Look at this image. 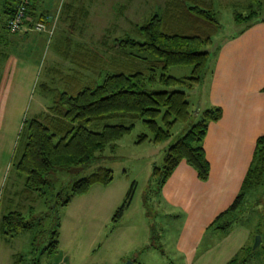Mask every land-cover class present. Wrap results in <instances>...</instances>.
Instances as JSON below:
<instances>
[{
	"label": "rangeland",
	"instance_id": "374dc122",
	"mask_svg": "<svg viewBox=\"0 0 264 264\" xmlns=\"http://www.w3.org/2000/svg\"><path fill=\"white\" fill-rule=\"evenodd\" d=\"M68 1L42 2V13L47 16L46 19L53 18L56 23L51 40L48 41L44 34L29 32L27 40L6 44L1 37L14 40L20 35L9 34L2 26L5 20L4 11L11 2L0 0V97L10 81V56L33 58L39 65L45 66V70L42 68V75L34 79L30 88L23 121L37 114L39 105L50 104L40 84L44 83L50 89L47 96L48 93L65 88L61 79L53 73L47 72L46 79V68L71 76L76 73V77L81 80H95L97 83L104 75L118 70L124 73L137 71L148 75V69L153 68L159 74V70L151 64L154 58L147 52L113 47V41L123 37L139 39L137 26L153 14H164L176 0H72V9L67 11L65 6ZM201 1L216 18L218 29L211 34V43L205 48L212 53L205 74L191 89L183 90L192 112L191 119L186 123L173 125L170 137L158 143L150 140L137 142L141 133L147 134L148 138L150 133L141 120L133 121V127L127 134L116 141L112 148L106 147L85 166L58 168L48 173L42 197L35 194L22 196L19 190L23 188L24 178L19 175L16 177L18 173L11 169L5 189L0 194V218L6 213L5 207L8 206L9 210L20 211L25 220H32L33 224L29 229L7 240L0 233V264H13L14 260H18L19 264H126L148 252H157V247L169 257L171 252L179 248L181 236L196 228L200 229L209 219L211 221L207 224L208 228L215 220L219 213L211 219L212 206L219 201L222 202L220 208L225 210L240 193V189L233 192L237 187L235 178L221 181L225 182L222 186L225 192H233L227 205L228 200H224L226 194H222L223 189L221 197L213 200L217 192H220L217 186L193 194L192 188L196 183L189 178H184L173 190L166 184L159 188L151 179L152 169L161 165L166 149L205 109L220 108L222 118L219 123L210 122L207 125L201 145L208 155L218 153V147L222 145L217 140L223 143L225 140L240 141L242 145L239 151L243 153L248 143L252 145L254 139L264 136V99L260 100L258 94L244 90L248 85L245 77L252 75L253 80L257 79L256 82L259 79L255 73H259L261 69L259 63L256 64L257 54L252 47H264V28L252 31L246 37L248 40L233 41L247 24L264 23L258 21L264 19V0ZM251 13H254V17L243 19ZM235 14L242 20L235 21ZM65 36L72 40L74 49L79 47L89 54L95 53L101 57L94 71L80 70L62 59L54 50V46L58 47L60 39ZM32 40L34 43L30 45ZM190 69L189 66H171L166 75L183 80L190 75ZM248 70H252V73H247ZM14 84L15 89L18 86L20 88L26 86L28 80H19ZM148 89L167 90L159 84ZM118 123L128 125L129 121L110 119L91 123L87 128L98 131L104 124ZM236 155L241 156L237 151ZM233 164L234 162L229 163L228 167H233ZM98 166L111 170L112 180L109 184H94L85 194L72 197L65 206L53 204L57 200L58 192L64 198L73 181L87 176ZM10 182L13 183L12 190L9 188ZM131 186L129 206L113 222V215ZM14 191L17 192L16 196ZM29 208L33 212L27 215ZM222 221L232 223L231 229L224 233L216 230L214 235L217 239L214 241L208 240L210 237L207 236L211 235H204V240H207L205 243H222L226 235L247 229L252 241L248 250H244L240 256L247 260V264H263L264 184L258 190L253 189L245 194L239 208L220 222ZM55 223L58 225L57 247L55 251H49L47 245ZM256 235L260 236L262 244L252 250Z\"/></svg>",
	"mask_w": 264,
	"mask_h": 264
},
{
	"label": "trees",
	"instance_id": "16d2710c",
	"mask_svg": "<svg viewBox=\"0 0 264 264\" xmlns=\"http://www.w3.org/2000/svg\"><path fill=\"white\" fill-rule=\"evenodd\" d=\"M10 2V6L4 11V28L17 0ZM37 7L36 0H32L29 15L33 19L46 20L47 16L39 12ZM253 15L251 13L243 19L248 20ZM239 19L240 16L235 14V21L242 20ZM258 21L263 22L264 19ZM251 24L244 26L239 33H243ZM217 29L218 22L203 1L176 0L164 14H153L137 26L139 39L123 37L113 41V47L147 52L154 58L151 64L159 70L158 75L153 68L148 69V75L137 71L124 73L118 70L104 75L98 83L95 80H81L76 77V73L68 76L69 81L64 85L65 88L53 93L47 110L22 123L17 155L12 165L18 175L24 178L23 188L19 193L24 197L34 194L42 197L48 173L58 168L85 166L106 147L112 148L116 141L132 129L135 120H141L150 133V138L141 133L137 142L150 140L158 143L167 140L173 125L186 123L192 117L183 90L191 89L205 74L208 60L212 56L205 48L211 43V34ZM59 43L57 53L80 70L94 71L97 63L101 61V57L95 53L89 54L79 47L74 49L69 37L61 38ZM171 66H189L190 75L183 80L168 76L166 71ZM58 78L62 80L63 76L60 74ZM157 84L167 90L148 89ZM220 117L221 109L218 107L203 110L196 121L166 149L161 165L154 166L151 172V179L159 188L181 164L190 168L200 182L208 180L210 167L201 143L206 135L207 125L218 121ZM110 119H126L129 123L104 124L98 131L87 128L91 123ZM111 180V170L98 166L87 176L73 181L64 198L58 192L57 200L53 204L65 206L72 197L85 194L90 186L107 185ZM263 184L264 136H260L255 140L252 159L241 183L240 193L227 209L216 216L209 227L221 230L230 227L232 223L220 221L239 208L245 194L253 189L258 190ZM131 195L132 186L116 209L113 222L129 206ZM32 212L33 209L29 208L26 214ZM32 224L33 221L25 220L20 211L8 209L0 218V233L9 239L29 229ZM57 226L55 223L51 231L47 245L49 251H55L57 247ZM244 250L246 249H242L227 264H247V260L240 256Z\"/></svg>",
	"mask_w": 264,
	"mask_h": 264
},
{
	"label": "crops",
	"instance_id": "0c3cea01",
	"mask_svg": "<svg viewBox=\"0 0 264 264\" xmlns=\"http://www.w3.org/2000/svg\"><path fill=\"white\" fill-rule=\"evenodd\" d=\"M44 0H36V6L37 10L43 11V2ZM32 2V1H31ZM72 0H69L66 4V10L72 9V5L70 4ZM38 3V4H37ZM258 28H264V23H258L247 30H245L243 33H241L237 38H234V42L236 41H245L248 40L246 37L252 32L255 31ZM28 31L22 34H19L20 37H17L14 40H8L3 39L6 41V44L8 42L12 44H17V42H21L24 39L27 38ZM36 33V32H34ZM40 34V33H37ZM45 36V35H44ZM53 38V37H52ZM27 40V39H26ZM17 41V42H15ZM34 40L30 41V45H33ZM229 43V42H228ZM227 43V44H228ZM11 44V45H12ZM256 46L253 45V49L257 54V60L256 63L260 67L259 73H255L257 77H259L258 81L256 82L253 80L252 75L245 77L247 87L244 88V90L252 91L256 94H258V98L260 100L264 99V47H261L259 49L255 48ZM54 50L57 51V46H54ZM258 51V53H257ZM61 57V56H60ZM10 61L12 62V67L9 69V84L7 85V89L5 90V93L2 94L0 97V194L3 192L6 186V181L8 179L9 171L13 168V161L15 159V156L17 155V147L19 143V133L22 127V121L24 112L27 108V101L30 97V88L32 87V84H34V79L38 77V75H42L41 71L42 68L45 70V66L43 64L39 65L37 61L33 58L28 57H12L10 56ZM263 59V60H262ZM34 61V62H33ZM46 79L47 72L53 73L57 75L58 77L63 76V79L61 80V83L63 85L66 84L68 79V76H71L69 74H63L61 72H56L55 70H50L49 68H46ZM247 73L251 74L252 70H248ZM66 77V78H64ZM23 80H28V84L26 86H22L19 88L15 87V82ZM53 83L52 79H50ZM17 84V83H16ZM41 88L44 89V92H51L50 89L47 87L46 84L42 83L39 85ZM63 89V88H62ZM45 93V98L49 99L50 104L47 105L46 103L42 106L39 105V112L36 115H39L41 113H44L47 108L51 105L53 93L49 94L48 96ZM40 103V102H39ZM222 118H220L215 123H219ZM222 140H225V138H222ZM256 139H254L253 143ZM217 142L222 145L221 147H218V153H213L212 155H208V153L204 149L205 157L209 163L210 171H209V177L206 182H200L196 177L193 171L188 168L187 166L181 164L179 165L173 173L170 175V177L166 180L164 185L169 186L170 190L176 189L179 184L182 182L184 178H189L190 180H193L194 183H196V186L194 185L192 188L193 194L201 193L208 191L209 189L217 188L220 189V192H217L216 198L219 199L221 197V189H223L222 194H226V197L224 200H228L226 205L229 203V200L231 196H233V192H236V190L240 189L241 183L243 181V178L245 177V174L248 170V167L250 165L252 154L254 150L255 143L252 145L248 143V146L244 147L243 153H241L240 148L242 145V142L236 141V140H225L224 143L221 140H217ZM239 147V148H238ZM233 148H237L234 150ZM236 151L239 155H236ZM212 156V157H211ZM233 167H228L229 163H233ZM20 176V175H19ZM18 174L16 177H19ZM21 177V176H20ZM228 178H235L237 179V187L230 191L225 192L224 186L225 182H221L222 180H226ZM163 185V186H164ZM13 183L10 182V190H12ZM162 186V187H163ZM165 187V186H164ZM16 192L14 191L13 194ZM229 193V194H228ZM215 202V201H213ZM222 203V202H221ZM221 203H218L211 207V219L217 215L218 213H221L224 211L223 208H220ZM225 205V206H226ZM6 210H8V206L5 207ZM223 209V210H222ZM222 210V211H221ZM209 220V219H208ZM204 222L200 229H195L193 231H189L186 233V235L181 236L179 239V248L171 252V256H167L164 251H162L159 247L157 252H151L146 253L144 255H141L140 257H137L135 260L132 261L133 264H227V262L237 255L242 249L249 248L251 244V238L249 236V231L247 229H240L239 231L232 232V234L226 235L222 241V243H216V244H210L205 243L204 235H211L207 236L210 237L208 240H216L214 233L216 230L221 231L222 233L229 231L231 229V226L227 229H214L213 227L207 228V224L211 221ZM214 235V236H213ZM230 235V236H229ZM4 237V236H3ZM215 238V239H214ZM4 240H7L4 237ZM13 264H19L18 260H14Z\"/></svg>",
	"mask_w": 264,
	"mask_h": 264
},
{
	"label": "built area",
	"instance_id": "2783aa9c",
	"mask_svg": "<svg viewBox=\"0 0 264 264\" xmlns=\"http://www.w3.org/2000/svg\"><path fill=\"white\" fill-rule=\"evenodd\" d=\"M32 0H17L13 13L6 20L5 28L9 34H22L28 31L44 34L51 40L55 30L53 18L46 20L33 19L28 11Z\"/></svg>",
	"mask_w": 264,
	"mask_h": 264
},
{
	"label": "water",
	"instance_id": "95a60500",
	"mask_svg": "<svg viewBox=\"0 0 264 264\" xmlns=\"http://www.w3.org/2000/svg\"><path fill=\"white\" fill-rule=\"evenodd\" d=\"M261 245V238L259 235H256L253 240L252 250H254L257 246ZM126 264H132L131 262H127Z\"/></svg>",
	"mask_w": 264,
	"mask_h": 264
}]
</instances>
